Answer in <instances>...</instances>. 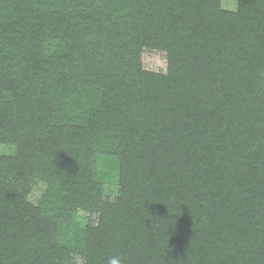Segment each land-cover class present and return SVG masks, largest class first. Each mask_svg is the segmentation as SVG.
Here are the masks:
<instances>
[{
	"label": "trees",
	"instance_id": "trees-1",
	"mask_svg": "<svg viewBox=\"0 0 264 264\" xmlns=\"http://www.w3.org/2000/svg\"><path fill=\"white\" fill-rule=\"evenodd\" d=\"M110 257L264 264V0H0V264Z\"/></svg>",
	"mask_w": 264,
	"mask_h": 264
},
{
	"label": "rangeland",
	"instance_id": "rangeland-1",
	"mask_svg": "<svg viewBox=\"0 0 264 264\" xmlns=\"http://www.w3.org/2000/svg\"><path fill=\"white\" fill-rule=\"evenodd\" d=\"M223 8L227 10H233L235 11L237 9V0H222ZM106 191L110 194H116L117 187L116 185L110 184L106 186ZM39 195V191H37L33 198L37 197Z\"/></svg>",
	"mask_w": 264,
	"mask_h": 264
},
{
	"label": "clouds",
	"instance_id": "clouds-1",
	"mask_svg": "<svg viewBox=\"0 0 264 264\" xmlns=\"http://www.w3.org/2000/svg\"><path fill=\"white\" fill-rule=\"evenodd\" d=\"M107 264H124V261L121 258L110 257L107 260Z\"/></svg>",
	"mask_w": 264,
	"mask_h": 264
}]
</instances>
